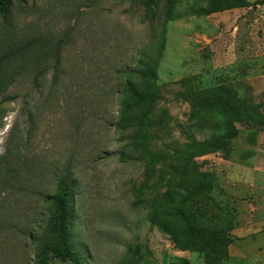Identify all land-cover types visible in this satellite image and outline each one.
I'll list each match as a JSON object with an SVG mask.
<instances>
[{
    "label": "rangeland",
    "instance_id": "obj_1",
    "mask_svg": "<svg viewBox=\"0 0 264 264\" xmlns=\"http://www.w3.org/2000/svg\"><path fill=\"white\" fill-rule=\"evenodd\" d=\"M212 1L25 0L9 30L0 18V35L35 39L0 94V158L14 167L0 264H34L66 171L85 264H248L234 261L242 245L264 264L251 251L264 249V0L206 14ZM126 81L155 99L122 113ZM144 149L159 155L150 179Z\"/></svg>",
    "mask_w": 264,
    "mask_h": 264
},
{
    "label": "trees",
    "instance_id": "obj_2",
    "mask_svg": "<svg viewBox=\"0 0 264 264\" xmlns=\"http://www.w3.org/2000/svg\"><path fill=\"white\" fill-rule=\"evenodd\" d=\"M24 1L0 0V18L3 28L5 27L4 31L9 30L11 26L12 6L15 3H24ZM244 6H246L244 0H213L212 5L208 7L205 13L211 14L233 7ZM34 40L19 44L18 41L13 40L8 34L0 35V94L7 91L25 71L23 63L28 58L32 45H34ZM38 45L35 47L38 48ZM143 75L152 78L155 73L152 68L148 67L143 72ZM215 91L216 89L212 88L207 93L212 94ZM122 95V113H126L131 108V102L138 105L148 100L153 101L156 96L141 91L130 81L125 82ZM11 98L13 97H6L5 100H11ZM222 105L235 117L236 121L245 124L254 123L252 121L253 114L248 109L227 101H222ZM121 127L124 128V125H121ZM143 154L146 158V178L150 179L153 168L159 160V155L151 149H144ZM13 170L14 167L8 151L0 158V181L6 182L5 175L12 176ZM47 198L51 201V210L43 234L39 239L40 243L34 258V264H85L80 254L76 251L72 240L74 184L67 171L59 176L54 195ZM188 234H199V231L188 226Z\"/></svg>",
    "mask_w": 264,
    "mask_h": 264
},
{
    "label": "crops",
    "instance_id": "obj_3",
    "mask_svg": "<svg viewBox=\"0 0 264 264\" xmlns=\"http://www.w3.org/2000/svg\"><path fill=\"white\" fill-rule=\"evenodd\" d=\"M248 249H246L243 245L241 247L236 246L234 248V261H238L239 262H245V263H252L251 261L253 260V258L251 260L248 259L247 255L249 254V252L247 251ZM251 251H257L256 256L259 258L260 256H262V258H264V249H262L259 246L255 247L254 250Z\"/></svg>",
    "mask_w": 264,
    "mask_h": 264
}]
</instances>
